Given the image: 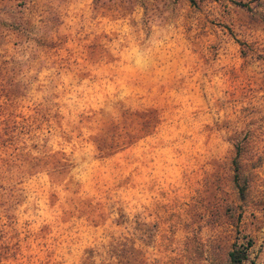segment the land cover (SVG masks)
Here are the masks:
<instances>
[{"label":"rangeland","instance_id":"rangeland-1","mask_svg":"<svg viewBox=\"0 0 264 264\" xmlns=\"http://www.w3.org/2000/svg\"><path fill=\"white\" fill-rule=\"evenodd\" d=\"M0 142V264H264V0H0Z\"/></svg>","mask_w":264,"mask_h":264},{"label":"trees","instance_id":"trees-1","mask_svg":"<svg viewBox=\"0 0 264 264\" xmlns=\"http://www.w3.org/2000/svg\"><path fill=\"white\" fill-rule=\"evenodd\" d=\"M0 145H2V143L0 142ZM1 161V158H0ZM2 196V194H0ZM0 196V221L2 220V210L1 207L5 202L11 201L10 199H13L14 197H12L11 195L8 197V199H3ZM7 218H9L8 216H6ZM5 223H1L0 225V237L2 236V230H3V226ZM246 259V247H243L242 245H234L233 248L229 251L228 253V264H242L243 261Z\"/></svg>","mask_w":264,"mask_h":264}]
</instances>
